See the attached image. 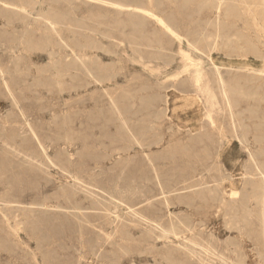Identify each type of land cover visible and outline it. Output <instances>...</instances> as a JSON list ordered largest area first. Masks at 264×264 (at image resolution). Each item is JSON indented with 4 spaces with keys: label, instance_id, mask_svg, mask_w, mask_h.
I'll return each instance as SVG.
<instances>
[{
    "label": "rangeland",
    "instance_id": "rangeland-1",
    "mask_svg": "<svg viewBox=\"0 0 264 264\" xmlns=\"http://www.w3.org/2000/svg\"><path fill=\"white\" fill-rule=\"evenodd\" d=\"M205 1L0 0V264H264V61L195 49ZM262 2H216L207 29ZM170 225L197 253L157 237Z\"/></svg>",
    "mask_w": 264,
    "mask_h": 264
},
{
    "label": "bare ground",
    "instance_id": "bare-ground-1",
    "mask_svg": "<svg viewBox=\"0 0 264 264\" xmlns=\"http://www.w3.org/2000/svg\"><path fill=\"white\" fill-rule=\"evenodd\" d=\"M150 2H151V0H150ZM216 2H217V4H218L219 7L222 6V0H207V1L203 2L201 5H199L196 9H193V10L191 9V17L200 16V19H202L204 21V23H205L204 26H201V27L195 29L194 32H193V34H191L192 39H196L197 38V39L200 40V43L195 46V49L197 51L201 52V53H204V52H207V51H209V53H210L212 50H217V51L218 50H220V51L221 50H226V51H229V53H231L232 56H237V54H239V52H244L242 54H245V56L247 57V59H248V57L250 55L251 56H260V57L263 58V61H264V0H263L262 3L256 4L253 8H252L251 5L248 8H246V10H248V11L246 13L244 12L245 14L243 15V17H240L238 15H234L232 18H230L229 19V22H228L230 24L227 25L229 28L223 29L220 26H217L216 25V26H212L211 30H208L207 29V26H206L207 25V21L209 20V19H207V17H208L207 12L209 11V9H211V8L214 7V4ZM151 3H153V2H151ZM123 7H124V5H123ZM183 10H185V13L186 14H189L190 13V10L188 8L184 9V6H183ZM163 12H164V9H163ZM212 14H213V11H212ZM226 21H228V20H226ZM233 26L234 27L235 26H241L240 27L241 29L235 30L234 32H232L231 31V27H233ZM165 27L168 30H171V28H170L169 25H166ZM178 30H180V29H178ZM223 30H226V32L223 31ZM172 31H174V30H172ZM248 33L249 34L250 33L253 34V36H251L252 39L251 38L250 39L247 38ZM232 35L237 37L236 38V41L234 43H231L232 42V40H231L232 39L231 38ZM220 36H223V39L224 40L230 38V42L229 41L228 42H229V44L231 43V46L229 45L228 48H224V49L221 48L219 46V42H218V38ZM190 61L192 62V60H190ZM195 61H196V59H195ZM182 65H184V63ZM195 65L196 66H199V63H195ZM192 66L193 65H191V67ZM212 66L214 67L215 77H216L217 82H218V85L220 87L221 95L227 100V103L231 107V110L229 112H230V116L232 118L230 122H231V128H232V131H233L234 138L238 139L240 141V143H244V141L247 142L248 141L247 138L249 136L250 131H249V129L242 128V125H241L242 123H240V121H238L236 119V117H235V115L237 114V112L236 111H233L232 108L234 109V105H236V104L234 103V101L232 100V97H231V90H230L231 87L229 86V83L227 82V80H226V78L224 76V73L221 71L222 68L220 70V67L215 62H212ZM245 68H247V69H253L252 66H249V65H247ZM193 69H195V68L193 67ZM195 72H196V74H195V77L194 78H195L196 82H200L202 80L201 78H203V76L205 75V72H204V70L202 68H199V67L196 69ZM178 74H181V73L178 72ZM251 75H253V76H256L257 75L256 78L262 79L261 82H263L264 81V65H263V68L262 69H259L258 71L253 70V72L251 73ZM207 85H208V83H207ZM198 87H199V85H198ZM203 88H202V90H203ZM200 92H201V90H200ZM213 95H214V93L212 94V96ZM201 96H203L202 93H201ZM256 96H257V94H256ZM120 104L123 105V103H120ZM262 105H264V104H262ZM182 106H185V105H182ZM192 111H194V110H192ZM208 117H209L210 124L211 125H214L215 122H214V119L211 116V114H209ZM220 133H221V135H220V141H222V140L225 141L224 140V135H223L224 134V128L223 127H220ZM256 140H257V137L254 136V143L257 142ZM251 155H252V159L254 161V166H256L258 168L259 173H261L263 175V182L262 183L264 185V168L261 167V164L257 160V158L255 157V155L253 153ZM261 156H262V159L264 160V155L261 154ZM248 174H253V173H251V172L242 173V175H248ZM108 195H109V198L112 200L113 204H115L117 207H121L122 205L125 204L126 206H128L127 208L131 211V213L133 215H135L136 217L140 218L142 221H146L147 216L144 215L142 213V211L145 210V209H147L148 206H150L149 205L150 203L147 204V203H145V201L144 202H140V203H138V204H140L139 207L133 208V205L131 203H134L135 200H132V199H128L127 200L124 197L116 196V195H113L112 193H110V194L108 193ZM166 204L169 205V202L166 201ZM262 205L264 206V199L262 200ZM111 210L112 209H110V207H106L105 208V211H111ZM263 226H264V211H263ZM159 230H160L159 233L156 234L157 237L164 238L167 241L176 242L179 245V247L181 248V250H183V252L185 251L186 254L191 255V254L197 253L196 250L193 249L194 246H192L193 247L192 248L191 245H189V243H191V238L183 237L182 238V242L183 243H181V241L176 240V238L179 239V237H181V233H182V230L181 229H178L177 226H174V225H170L168 227L161 226V228ZM263 237H264V231H263ZM185 240H187L188 242H186ZM192 243L194 245L201 246L195 240ZM201 247H202V249L204 251H206L208 253H211L213 255L219 256L210 246L209 247L208 246H201ZM224 258L225 257H222V260L225 261L227 264H234L233 263L234 262L233 260H231L229 258H226V259H224Z\"/></svg>",
    "mask_w": 264,
    "mask_h": 264
}]
</instances>
